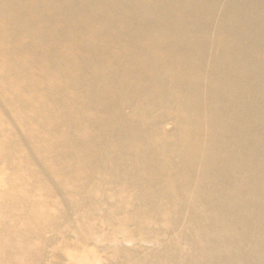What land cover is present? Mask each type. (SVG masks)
I'll list each match as a JSON object with an SVG mask.
<instances>
[{
	"label": "bare ground",
	"instance_id": "1",
	"mask_svg": "<svg viewBox=\"0 0 264 264\" xmlns=\"http://www.w3.org/2000/svg\"><path fill=\"white\" fill-rule=\"evenodd\" d=\"M0 16V113H22L12 149L29 150L17 187L42 192H0V264H49L53 228L75 232L68 264L90 247L103 264H264V0H0ZM55 197L67 210L41 223Z\"/></svg>",
	"mask_w": 264,
	"mask_h": 264
},
{
	"label": "rangeland",
	"instance_id": "2",
	"mask_svg": "<svg viewBox=\"0 0 264 264\" xmlns=\"http://www.w3.org/2000/svg\"><path fill=\"white\" fill-rule=\"evenodd\" d=\"M15 1H17V0H15ZM7 18H9V17L7 16ZM0 20H1L0 31H2L3 24H4V17L0 16ZM52 46L55 47L56 45L54 44ZM3 62H4V60H2V56L0 55V68H2ZM20 92H21V96L23 98H25V92H23V91H20ZM71 94L73 96V93H71ZM21 114L22 113L16 114L13 112L0 113V119L4 122V130L0 134V182L5 183V184H3V187L0 185V192L3 189V191H5V193L8 194V196H9V194L11 196L12 193L14 195H16L18 193H24L22 190L25 187L26 191H30L29 193L32 195V198L34 200H38V199H40L39 194L42 193L41 191L37 192V190H35V188L33 189L30 185L24 186V187H17L18 182L16 181V179L18 177L24 176L28 170V168L25 167L23 165V163H21L22 156L27 154L29 151L28 147L26 145H22V147L25 150L21 147L22 150H20L21 149L20 148L19 149L20 151L17 150L19 152L15 151L14 153H13V149H12V146L15 144V140L24 141L25 137L27 136L24 128L18 122V119L16 118L17 115H21ZM19 164L23 165V169H22V166L20 167ZM32 168L34 170L37 169V165L35 162L32 163ZM49 168H51V167H49ZM22 171H23V174H21ZM32 180L33 179L30 178L28 181L31 182ZM53 181L59 182V179L57 177H54ZM14 186H15V188H14ZM14 195L11 196L10 198L14 197ZM58 199H60V197H58V198L55 197V198L49 199L43 203H40V206L37 208V210L32 213L33 216L38 220V218L41 217V214L45 211H48V212L54 214L57 211L62 212V211L67 210L65 205H59L58 204L55 207L52 206L53 204L51 205L52 200L58 201ZM5 203L9 204L8 201H6ZM17 205H19V204H17ZM16 214H18V215L22 214V211L18 210V209L15 210V214L13 215L14 218H15ZM68 215H73L76 217V215H74L72 213L68 214ZM1 216L4 218L3 215H0V218H1ZM18 217L19 216H17V218ZM41 218H45V217H41ZM1 220H2V218H1ZM41 223H49V221L47 220V218H45V219L41 220ZM24 226L25 225H20L21 228H23ZM21 228H19L21 231L25 230V229H21ZM96 230H100V225H97ZM73 233H75V232L74 231L69 232L66 236V239L71 238ZM51 236H52V242H54V244L56 246H59V247L56 248V250L54 251L55 256L52 257L49 264H68L69 262L73 261L74 260L73 258H70V261H69V258L67 255H72V254L77 253V252H73L72 248H70L68 245H65L64 241H66V239L64 241H62L61 237L59 236V234L55 228H53L52 231H49V230L42 231V237L44 239L49 238L48 245L51 243ZM38 243H39V241H38ZM36 244H37V242H36ZM48 251H51V249H48ZM90 251H92V254L95 257V261L91 262V264H103L105 262L106 259L104 257V253L96 252L93 247H90ZM0 254H1V251H0ZM48 254H51V253H48ZM27 263H28V261H27Z\"/></svg>",
	"mask_w": 264,
	"mask_h": 264
}]
</instances>
